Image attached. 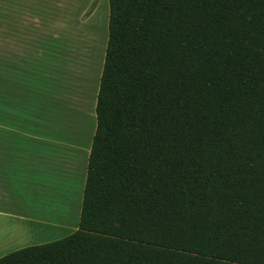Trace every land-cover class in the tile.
<instances>
[{
  "label": "trees",
  "instance_id": "1",
  "mask_svg": "<svg viewBox=\"0 0 264 264\" xmlns=\"http://www.w3.org/2000/svg\"><path fill=\"white\" fill-rule=\"evenodd\" d=\"M108 1L79 227L0 264H264V0Z\"/></svg>",
  "mask_w": 264,
  "mask_h": 264
},
{
  "label": "rangeland",
  "instance_id": "2",
  "mask_svg": "<svg viewBox=\"0 0 264 264\" xmlns=\"http://www.w3.org/2000/svg\"><path fill=\"white\" fill-rule=\"evenodd\" d=\"M7 1L10 2L7 5L9 15L0 19V67H6L11 73H20V77L26 80L0 84V96L4 98L5 95L7 109L11 112H15V103L18 102H25L33 109V102L39 104V83H44L55 89L56 107L68 100L80 104L82 114L72 112L76 113L72 129L74 131L73 127H76L73 136L78 172H81L82 158L84 162L89 139L94 137L96 130L93 114L108 42L109 1L42 0V45L45 56L52 55L54 62H44L40 69L39 0ZM64 118L58 117L60 122ZM71 119L68 117L63 129L61 125L60 128L72 136ZM60 134L43 135L45 140H52L51 145H56L62 142ZM51 173L50 168L44 169L39 164L37 211L42 218L55 221L58 218L65 222L74 218L76 208L69 198V178H60L56 188Z\"/></svg>",
  "mask_w": 264,
  "mask_h": 264
},
{
  "label": "crops",
  "instance_id": "3",
  "mask_svg": "<svg viewBox=\"0 0 264 264\" xmlns=\"http://www.w3.org/2000/svg\"><path fill=\"white\" fill-rule=\"evenodd\" d=\"M8 3L10 2L7 0H0V19L5 17L3 15H9ZM43 4L42 0H39V69L43 67L44 62L53 61L52 55L45 56L42 45ZM20 75L17 72L11 73L6 67H0V84L23 83L25 78ZM50 85L39 83V104L35 102V105L33 102V109L25 102H18L15 103V112H11L7 109L5 95L4 98L0 96V258L28 246L61 239L74 233L79 227L93 138L91 136L89 139L84 162L82 158V166L80 165L81 172H78L73 136L76 127H73L74 131L72 129L76 113L72 112L76 111L81 115L82 110L79 108L80 104L70 100L56 107L55 89ZM95 102L97 104V101ZM59 116L61 119L63 116L65 118L60 122ZM66 117L72 118L70 126L74 138L71 134L61 131ZM93 117L96 127V111ZM58 131L61 134L57 133ZM43 134H60L62 142L51 145L52 140H45ZM39 164L53 172L49 175L56 181V188L60 178H69V198L71 204L76 206L74 218L64 222L58 218L55 221L39 216L36 206V196L39 193V185L36 183V179H39Z\"/></svg>",
  "mask_w": 264,
  "mask_h": 264
}]
</instances>
